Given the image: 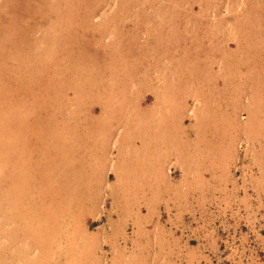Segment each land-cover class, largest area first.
<instances>
[{"label": "rangeland", "instance_id": "374dc122", "mask_svg": "<svg viewBox=\"0 0 264 264\" xmlns=\"http://www.w3.org/2000/svg\"><path fill=\"white\" fill-rule=\"evenodd\" d=\"M0 264H264V0H0Z\"/></svg>", "mask_w": 264, "mask_h": 264}]
</instances>
